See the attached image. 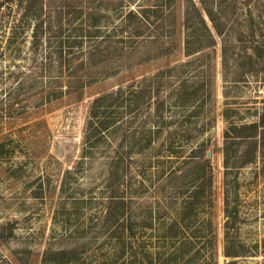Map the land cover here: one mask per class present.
Returning <instances> with one entry per match:
<instances>
[{
    "label": "rangeland",
    "instance_id": "1",
    "mask_svg": "<svg viewBox=\"0 0 264 264\" xmlns=\"http://www.w3.org/2000/svg\"><path fill=\"white\" fill-rule=\"evenodd\" d=\"M191 2L0 0V264H55L76 247L87 264H123L102 222L111 198L127 188L134 208L171 220L169 200L179 204L194 185L190 160L200 154L214 175L218 264L228 263L226 110L239 125L232 134L262 117L264 0H193L213 45ZM182 81L195 105L174 97ZM102 116L108 128L91 131ZM232 138L234 234L248 248L234 264H264L250 254L264 248V138L245 165L252 145Z\"/></svg>",
    "mask_w": 264,
    "mask_h": 264
},
{
    "label": "trees",
    "instance_id": "2",
    "mask_svg": "<svg viewBox=\"0 0 264 264\" xmlns=\"http://www.w3.org/2000/svg\"><path fill=\"white\" fill-rule=\"evenodd\" d=\"M195 7L197 9L198 16L200 18V24L205 27L209 36L212 39L210 45L215 44L216 38L212 32V29L206 23L201 9L196 6V3L191 2L190 8ZM190 8L186 11V24L190 21ZM208 15L213 18L212 9L205 7ZM139 13L142 17H146L145 10L140 9ZM218 33L223 32V27L218 24H213ZM188 42V47H189ZM263 44V43H262ZM264 47V44H263ZM257 49V46H256ZM264 51V50H263ZM258 55L262 56V51L258 50ZM252 58V57H251ZM255 67L256 64L252 62ZM252 67L250 71L258 72L257 69ZM264 71V64L262 66ZM189 86L186 81H182L175 89V98H181L182 96L187 99L194 98L195 91L188 90ZM197 89V88H196ZM106 96H98L96 98V105H101V100ZM94 117H98V112L93 114ZM226 116L228 125L225 130L226 144L224 146L225 154V168L227 189L225 195V224H226V241H225V253L230 258L227 264H234L237 261V257L241 255H247L248 248L246 245L235 236V228L240 221V209L236 204V195L230 193V187L228 179L230 176V138L237 136L248 139L250 145H252L249 151L243 154L245 159L241 165L251 163L255 161L258 151V138H264V106L262 117L260 120H254L249 123H243L241 128H248L251 132L249 134H232V128H238L233 120H230V114L226 110ZM103 118L92 117L91 131L101 133L103 129L108 128V125L112 122L107 120L106 116ZM232 138V139H233ZM203 146L199 147V153L203 151ZM264 151V150H263ZM202 158V154H200ZM207 156V155H206ZM194 160L192 156L190 166H197L195 172L193 186H190L180 203L175 205L172 200H169L172 206V215L166 216L171 220L155 221L157 209H153L151 206L137 207L133 206V195L127 193V188H123L121 193L116 198H111L109 205L105 208L103 213V224L111 227V232L108 237L110 241H118L121 243L120 253L123 264H218V240L216 230V220L214 212V175L212 170V164L206 157L205 160ZM171 182V181H170ZM120 184H122L120 182ZM233 196V197H232ZM233 198V200L231 199ZM177 199V198H176ZM159 207V206H158ZM174 211V212H173ZM161 216V215H159ZM165 219V218H164ZM107 240V241H109ZM105 241V242H107ZM102 245V243H101ZM104 246V245H103ZM66 254V256H64ZM251 255H264V248L262 250H255L250 253ZM59 256H56L55 264H87L86 258L81 256L79 249H61L58 251ZM90 264V263H88Z\"/></svg>",
    "mask_w": 264,
    "mask_h": 264
},
{
    "label": "water",
    "instance_id": "3",
    "mask_svg": "<svg viewBox=\"0 0 264 264\" xmlns=\"http://www.w3.org/2000/svg\"><path fill=\"white\" fill-rule=\"evenodd\" d=\"M208 155H211V153L209 152Z\"/></svg>",
    "mask_w": 264,
    "mask_h": 264
}]
</instances>
